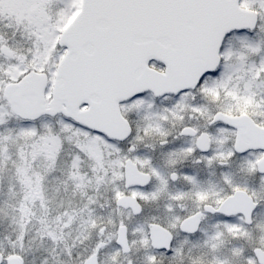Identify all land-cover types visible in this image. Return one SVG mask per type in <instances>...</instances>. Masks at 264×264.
Returning a JSON list of instances; mask_svg holds the SVG:
<instances>
[{
  "label": "snow or ice",
  "instance_id": "1",
  "mask_svg": "<svg viewBox=\"0 0 264 264\" xmlns=\"http://www.w3.org/2000/svg\"><path fill=\"white\" fill-rule=\"evenodd\" d=\"M0 264H264V0H0Z\"/></svg>",
  "mask_w": 264,
  "mask_h": 264
}]
</instances>
